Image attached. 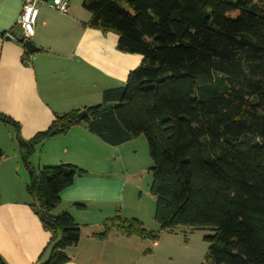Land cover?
<instances>
[{"label":"trees","instance_id":"1","mask_svg":"<svg viewBox=\"0 0 264 264\" xmlns=\"http://www.w3.org/2000/svg\"><path fill=\"white\" fill-rule=\"evenodd\" d=\"M81 6L89 13L84 26L113 32L119 51L142 60L123 86L85 107L82 120L79 110L56 114L24 140L19 123L0 114L28 174L29 205L50 234L37 264L69 261L66 250L78 243L80 229L69 213L54 210L60 191L87 172L69 163L34 167L30 158L44 140L82 123L110 145L144 135L159 232L207 227L213 233L204 237L202 264H264V0H82ZM9 34L23 45L18 26ZM103 228L100 236L116 230L156 240L159 233L119 214ZM0 264H6L1 256Z\"/></svg>","mask_w":264,"mask_h":264},{"label":"crops","instance_id":"2","mask_svg":"<svg viewBox=\"0 0 264 264\" xmlns=\"http://www.w3.org/2000/svg\"><path fill=\"white\" fill-rule=\"evenodd\" d=\"M21 2L0 0V114L18 122L20 137L28 140L44 131L56 114L102 103L103 92L123 86L142 57L119 51L113 32L84 26L89 13L82 8V0H67V13L49 4L38 6L29 38L36 50L27 56L24 45L5 39L17 28ZM129 141L110 145L82 123L44 140L31 156L34 167L69 163L87 172L60 191V205L54 210L55 214L69 213L80 229L79 241L66 250L70 259L64 264H163L157 240L116 230L100 236L107 218L115 214L134 217L121 215L123 172L129 168L117 161ZM0 148L4 152L0 159V256L6 264H37L50 234L29 205L28 174L17 147L12 142V149L5 151L0 136Z\"/></svg>","mask_w":264,"mask_h":264},{"label":"rangeland","instance_id":"3","mask_svg":"<svg viewBox=\"0 0 264 264\" xmlns=\"http://www.w3.org/2000/svg\"><path fill=\"white\" fill-rule=\"evenodd\" d=\"M0 126L3 128L0 136L5 151L12 149V142L17 147L13 130L5 125L0 124ZM129 142L124 145V147L128 146L126 149H120L121 158L120 154H117L118 164L129 168H125L126 171L123 172L121 194L123 193L124 197V212L121 215L126 213L138 217L146 223L147 227L154 232H159V226L154 221L155 197L150 192L152 161L149 157L147 141L144 135H140ZM212 233L213 231L207 227L191 229L187 226H176L171 230L159 232L156 240L161 250V262L163 264H202L208 248L204 237Z\"/></svg>","mask_w":264,"mask_h":264},{"label":"built area","instance_id":"4","mask_svg":"<svg viewBox=\"0 0 264 264\" xmlns=\"http://www.w3.org/2000/svg\"><path fill=\"white\" fill-rule=\"evenodd\" d=\"M44 4H49L50 7L63 13H67L69 10L67 0H22L17 26L25 40H29L34 31L38 6Z\"/></svg>","mask_w":264,"mask_h":264},{"label":"water","instance_id":"5","mask_svg":"<svg viewBox=\"0 0 264 264\" xmlns=\"http://www.w3.org/2000/svg\"><path fill=\"white\" fill-rule=\"evenodd\" d=\"M5 39H7V40H14L11 36H9V35H6L5 36ZM23 45H24V48H25V50L28 52V53H32V52H34L35 50H36V47L34 46V44L32 43V42H30L29 40H25L24 41V43H23ZM118 102H114V103H105L104 105H103V109L104 110H106V109H109L110 107H116V106H118ZM87 115V111L85 110V109H83V110H80L78 113H77V115H76V117H77V119L78 120H82L85 116Z\"/></svg>","mask_w":264,"mask_h":264}]
</instances>
